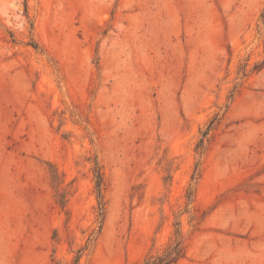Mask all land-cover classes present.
Wrapping results in <instances>:
<instances>
[{
	"label": "rangeland",
	"instance_id": "obj_1",
	"mask_svg": "<svg viewBox=\"0 0 264 264\" xmlns=\"http://www.w3.org/2000/svg\"><path fill=\"white\" fill-rule=\"evenodd\" d=\"M177 244L264 264V0H0V264Z\"/></svg>",
	"mask_w": 264,
	"mask_h": 264
},
{
	"label": "trees",
	"instance_id": "obj_2",
	"mask_svg": "<svg viewBox=\"0 0 264 264\" xmlns=\"http://www.w3.org/2000/svg\"><path fill=\"white\" fill-rule=\"evenodd\" d=\"M100 179V176H98ZM101 180H99V185ZM183 255V249L180 244H177L174 249H172L165 257L159 258L153 262H147V264H174Z\"/></svg>",
	"mask_w": 264,
	"mask_h": 264
}]
</instances>
